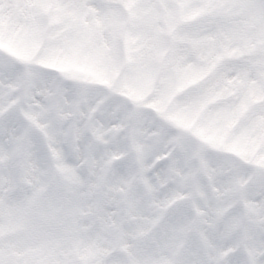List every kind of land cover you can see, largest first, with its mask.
I'll list each match as a JSON object with an SVG mask.
<instances>
[{"label":"snow or ice","instance_id":"1","mask_svg":"<svg viewBox=\"0 0 264 264\" xmlns=\"http://www.w3.org/2000/svg\"><path fill=\"white\" fill-rule=\"evenodd\" d=\"M0 264H264V0H0Z\"/></svg>","mask_w":264,"mask_h":264}]
</instances>
